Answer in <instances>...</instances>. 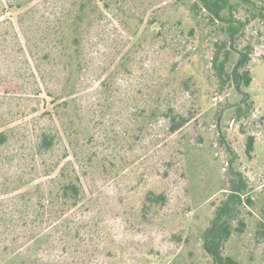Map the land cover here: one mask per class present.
Wrapping results in <instances>:
<instances>
[{"label":"rangeland","instance_id":"374dc122","mask_svg":"<svg viewBox=\"0 0 264 264\" xmlns=\"http://www.w3.org/2000/svg\"><path fill=\"white\" fill-rule=\"evenodd\" d=\"M189 3L109 0L102 16L83 34L73 97L82 117L78 138L80 142L84 135L85 145L75 151L85 173L84 185L94 199L67 219L58 220L52 229L45 222L40 224L49 239L38 245V261L213 264L202 250L200 236L216 204L240 175L253 204L240 208L239 217L246 225L242 232L231 235L224 254L243 263L264 264V239L258 242L254 235L264 208V123L260 120L264 115V27L254 25L252 19L246 34H240L239 47L252 44L248 63L252 81L240 92L215 76L204 18L192 17ZM243 5L235 11L239 19L254 14L249 5ZM71 8V0H0V129L9 127L11 139L0 145V179L17 175L24 180L44 179L30 157L31 142L43 130H57L62 136L53 157L71 153L63 147L67 121L55 120L47 112L67 71L55 28L70 15ZM136 15L142 16V22L135 36ZM153 16L155 26L141 34ZM157 21L164 26H156ZM191 26L196 27L192 34ZM255 28L257 35L251 34ZM135 42H140L136 48ZM193 46L195 50H191ZM189 75L188 88H177L175 82ZM156 81H165L157 86H161L165 104L187 121L173 134L161 115L142 130H135V122L130 121L135 107L151 101ZM245 95L253 106L248 127L236 115V105ZM226 126L229 129L221 142L218 129ZM250 132L255 143L248 157L245 142ZM186 152L197 166L194 173L186 158H181ZM194 180L198 187L192 190ZM208 187L217 192L187 212V203ZM1 189L0 214L8 221L0 225V241L24 251L26 213L10 212L23 208L24 201L1 194ZM147 189L163 192L165 207L151 223L134 222L122 207H135L136 212ZM26 261L11 264H32Z\"/></svg>","mask_w":264,"mask_h":264},{"label":"trees","instance_id":"16d2710c","mask_svg":"<svg viewBox=\"0 0 264 264\" xmlns=\"http://www.w3.org/2000/svg\"><path fill=\"white\" fill-rule=\"evenodd\" d=\"M241 2L246 6L249 5L248 10L256 15H245L244 19H239L235 15V11L237 6L243 5ZM71 5L70 15L67 18L65 17L62 24L55 28L61 38L60 55L67 60L65 65L66 77L61 81L57 92H54L51 96L52 106L47 108L51 118L67 121L68 130H63L65 138L63 139V147L65 152L71 153H66L62 157H53L58 138L62 139V136L57 130H43L37 139L31 142L30 157L35 167L42 170L44 179L40 181L24 180L23 176L19 175H17V178L0 179L1 194L11 195V197H14L13 199L24 201L23 208L13 209L10 212L26 213L24 217L26 221L23 224L28 232L25 238L27 245L24 251H18L10 247V242L7 244L0 241V264H11L19 260L24 263H27L26 260H28L32 264H53L42 259L38 261L36 257L38 245L49 239V234L44 233L45 229L40 224L45 222V225L52 229V226L58 220L67 219V215L82 209L92 203L94 199V193L86 189L84 185L85 173L75 151L77 146L80 149L83 148L85 140L84 135L80 142V138H78V128L81 125L82 117L79 116V109H76L74 105L73 94L77 78L74 76L79 69L77 59L83 34L102 16L104 8L109 6V0H71ZM188 5L192 17L202 15L204 18L203 31L205 30L204 34L212 44L213 52L210 57V66L211 69L217 71L215 76L222 84L231 83L235 89L242 92L241 87L249 86L252 81L251 69L248 65L251 59L252 44L248 42L249 44L239 47V38L240 34H246L248 24L252 19L255 22L254 25H258L259 28L264 27V0H190ZM156 20L155 16L148 19L141 34L151 25L155 26ZM137 21L139 22L137 23ZM141 22L142 16L136 15L135 36L139 32ZM162 23L163 21H157L156 26L163 27L164 23ZM195 28V26H191L189 33L192 34L196 30ZM199 30L198 34L202 35L200 27ZM160 32V30L157 31V34H160ZM257 33V28L251 29V34L257 35ZM139 44L140 42H135V48ZM191 50H195V47H191ZM189 82H191L190 75L176 81L175 85L179 89L188 88ZM164 83L165 81H156V86H153L156 88V93L150 96L151 101L147 105L135 107L132 110L130 121L135 122V130H142V126L145 127L148 122L156 120L159 115L163 117L169 132L172 134L180 130L187 122L182 113H175L173 108L165 104L161 86L157 87ZM166 94H169V92H166ZM159 99H161V103H158ZM252 110V103L247 101V96L241 97L236 105V115L239 119L244 118V121H241L244 126L248 127L249 121L247 119ZM261 119V123H264V115L261 116ZM227 129H229V126H226L224 130L222 127L218 129L221 142L225 141ZM9 131V127L0 129V145L8 144L11 141ZM254 143V133H246L245 154L248 157L251 156ZM73 150L75 152H72ZM228 151L232 152V149L228 147ZM187 154V152L182 153L181 158H186V164L190 167L189 171L194 173L196 169L194 167L197 166L192 164L191 159L188 160ZM47 157L48 160H46ZM195 182L194 180L191 186L192 190L198 187ZM223 188L219 187V190ZM245 188L246 183L239 175L237 182L232 183L227 188L225 197L221 198L216 204L209 225L201 233L202 250L206 256L210 257L213 264H252L240 262L233 256L224 254L225 244L231 235L234 232H242L246 225L244 219L239 217L240 208L245 204L249 206L253 204L251 197L246 196ZM213 189L208 187L200 191L199 197L194 196L193 200L187 203L186 211H190L194 206L196 207L199 203L213 196L217 192ZM164 200L163 192L147 189L141 196V203L136 212L135 207L129 209L122 207V210L134 222L136 219L142 224L151 223L165 207ZM262 212V217L256 221L254 233L255 240L258 242L264 239V208ZM5 216L4 213L3 215L0 214V225L2 222L7 223L8 220L5 219ZM12 218V216L8 217L11 224ZM12 226L16 229L17 224H12ZM0 230L3 231L2 228Z\"/></svg>","mask_w":264,"mask_h":264}]
</instances>
